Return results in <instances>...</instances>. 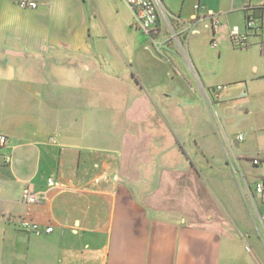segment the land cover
<instances>
[{
  "label": "crops",
  "instance_id": "1",
  "mask_svg": "<svg viewBox=\"0 0 264 264\" xmlns=\"http://www.w3.org/2000/svg\"><path fill=\"white\" fill-rule=\"evenodd\" d=\"M33 1L37 8L0 0V133L9 138L0 151V264H264L259 222L264 197L253 192L264 180V67L259 71L256 64L255 76L242 87L224 86L217 100L231 104L230 115L239 109L243 125L234 157L245 187L225 196L232 227L219 230L170 217L159 189L137 184L141 172H124V126L116 125L114 116L108 137L98 130V59L107 50L98 48L97 0ZM162 1L184 19L197 14V3L220 13L222 25L215 31L220 35L251 17L258 28L249 31L247 48L259 46L264 62L262 0ZM130 24L134 27L133 15ZM210 32L203 28L195 36ZM150 49L162 59L148 39V60ZM189 56L206 88V75L190 49ZM107 61L104 67L112 66ZM165 72L171 75L168 68ZM125 97L120 114L133 118L128 111L135 110V101L129 106ZM255 158L262 162L254 164ZM51 176L64 188L49 186ZM28 185L40 193L36 203L22 201ZM21 216L53 230L25 231Z\"/></svg>",
  "mask_w": 264,
  "mask_h": 264
},
{
  "label": "rangeland",
  "instance_id": "2",
  "mask_svg": "<svg viewBox=\"0 0 264 264\" xmlns=\"http://www.w3.org/2000/svg\"><path fill=\"white\" fill-rule=\"evenodd\" d=\"M97 3L98 48L104 45L107 50L98 59L102 64V71L98 69V130L108 137L105 132L114 116L116 125L124 126L123 170L129 175L141 172L136 182L143 189H159L171 209L168 216L190 218L219 230L231 228L232 210L225 196H234L236 188L245 187L234 157V139L243 125L239 109L230 115L226 111L231 104L210 102L208 96L213 87H242V81H250L256 74L254 66L259 71L264 67L259 46L236 48L230 32L213 36L209 30L210 35L192 37L189 49L206 75L202 78L205 91L180 55L169 54L178 62L176 67L151 49L148 53L153 56L145 57L149 38L130 24L132 13L123 0ZM213 39L219 46L213 45ZM107 58L112 66L104 67ZM167 68L171 75L165 72ZM124 95L129 106L135 101V110L128 111L134 112L133 118L121 115Z\"/></svg>",
  "mask_w": 264,
  "mask_h": 264
},
{
  "label": "built area",
  "instance_id": "3",
  "mask_svg": "<svg viewBox=\"0 0 264 264\" xmlns=\"http://www.w3.org/2000/svg\"><path fill=\"white\" fill-rule=\"evenodd\" d=\"M126 6L130 9L133 15V25L137 29L146 34L155 47L156 51L174 64L170 53L178 54L185 59L190 67L194 77L198 78V73L194 69L189 56V42L192 36L201 33L202 29H209L215 31L222 25V16L218 12L208 11L201 3L195 5L197 14L191 19H184L181 16H176L169 13L162 0H123ZM264 3V0H262ZM22 8H37L38 3L33 0H18ZM255 21L251 17L246 20L245 28L234 26L231 31V41L236 48H247L249 46V31L258 28L255 26ZM214 46H219L216 40H212ZM175 47V49L173 48ZM201 89L207 91L203 85ZM225 87L219 85L211 89L208 96L210 102L216 101L219 98L221 91ZM238 139L242 140L243 136L239 135ZM9 144V138L6 134L0 133V151ZM5 161L10 163L12 155H7ZM262 159H253L254 164H259ZM47 183L51 187L64 188V183L56 180L54 177H49ZM253 192L261 197H264V180H259L254 184ZM43 195V193L41 194ZM22 201L25 203H36L40 198V193L34 191L31 186H25L22 190ZM259 222L264 231V212H259ZM19 226L35 235H42L43 233H50L53 230L52 226L41 227L40 224L33 219L26 216L19 218ZM250 249V247H247Z\"/></svg>",
  "mask_w": 264,
  "mask_h": 264
}]
</instances>
